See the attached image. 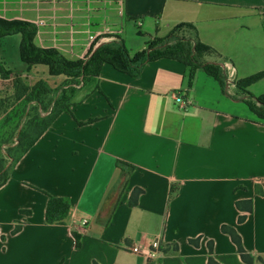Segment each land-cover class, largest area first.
I'll list each match as a JSON object with an SVG mask.
<instances>
[{
  "label": "crops",
  "instance_id": "crops-1",
  "mask_svg": "<svg viewBox=\"0 0 264 264\" xmlns=\"http://www.w3.org/2000/svg\"><path fill=\"white\" fill-rule=\"evenodd\" d=\"M66 3L71 0H0V18L31 23L36 47L83 60L108 39L90 42L75 32L74 16L61 9ZM117 21L130 55L190 24L193 40L211 49L202 61L224 75L227 64L234 85L172 59L146 63L138 78L104 64L81 97L79 89L71 115L56 118L0 187H10L16 214L1 235L22 222L0 257L17 240V264H146L130 249L159 239L167 248L154 264H207L208 242L218 264H244L220 231L226 225L249 255L264 259V118L247 105L264 94L252 93L264 79L241 90L235 85L264 71V0H123ZM19 45L20 35L2 41L0 60L10 75L0 82L15 75L30 86L64 81L50 77L46 66L28 68ZM135 188L143 192L130 207ZM46 194L68 200L63 224H46ZM23 196L33 203L15 201ZM198 237L197 248L188 243Z\"/></svg>",
  "mask_w": 264,
  "mask_h": 264
},
{
  "label": "trees",
  "instance_id": "trees-1",
  "mask_svg": "<svg viewBox=\"0 0 264 264\" xmlns=\"http://www.w3.org/2000/svg\"><path fill=\"white\" fill-rule=\"evenodd\" d=\"M182 27L191 29L194 32V28L190 24L175 26L165 37H155L149 40L144 50L136 52L133 55H130L123 39L118 36L114 41L102 44L91 50L88 57L83 60H68L55 49L36 47L34 45L36 30L31 23L23 20L0 18V46L6 37L20 35L19 57L22 63L28 68L37 65L46 66L50 77L64 78V81L56 89V91H59V95L51 102L49 109L40 105L41 112L44 116L40 117L36 115L27 122L25 129H21L18 132L17 143L15 145L17 155L12 159L11 164L6 169H3L0 161V187L6 183L11 168L52 125L56 118L62 113L71 115L70 107L77 103L76 95L79 91L80 84L84 86L91 79H96L104 64L110 65L118 72L133 78H138L146 63L158 59H172L190 68L191 73L195 69L202 67L206 73L218 80L223 86L225 75L220 67L214 64H206L202 61L203 55L211 52V49L198 41L192 40V42H189L173 35L174 30ZM9 75L10 72L5 69L4 64L0 60V79L7 80ZM261 79H264V71L237 81L236 87L239 90L245 89ZM21 80L18 75H15V78L12 80L14 96L17 100L23 97L26 102H37L41 104L43 102L42 99L52 92L48 83L43 80H38L31 86L23 84ZM96 90L99 91V88L96 87ZM250 98L252 97L250 96ZM247 105L257 116L264 118V94L257 96L254 98L252 104L248 102ZM93 121L89 120L86 123L76 121V124L83 126ZM142 192L139 188L133 189L128 199V205L130 207L136 205V200ZM46 196L47 204L44 217L46 224H63L69 211L68 200L52 197L48 194ZM246 204V212L250 213L251 202L247 201ZM236 208L240 210L242 208L241 203L237 202ZM243 220L244 216L238 217V223H241ZM220 231L229 237L235 246L236 253L244 264H253L255 261L264 264V259L260 257L253 258L244 250L241 239L234 228L222 225ZM18 232L19 228L14 229L12 235ZM72 236L76 240L77 246L78 236L75 233ZM199 241L200 237L195 240H189L188 243L197 248ZM173 250H176V246H174ZM207 250V264H218L213 259L212 242H208ZM146 264L154 263L147 261Z\"/></svg>",
  "mask_w": 264,
  "mask_h": 264
},
{
  "label": "rangeland",
  "instance_id": "rangeland-1",
  "mask_svg": "<svg viewBox=\"0 0 264 264\" xmlns=\"http://www.w3.org/2000/svg\"><path fill=\"white\" fill-rule=\"evenodd\" d=\"M61 9L69 13L71 12V15L74 16L71 18V26L75 32H81L87 38L88 36L96 37L93 42H97L100 38L108 39L102 41L104 43L111 42L121 35L120 25L117 21L119 16L114 8L113 0H71L70 4H64ZM49 20L52 22L53 19L50 18ZM173 35L189 42L193 40V32L191 29L185 27L174 30ZM137 36L139 35L134 29L129 34L130 38L135 39ZM21 81L23 84L29 85L26 79H22ZM60 84H48L52 92L43 98V102L39 104L37 102H26L23 97L17 100L14 96L12 80L0 82V161L3 169H6L11 164L12 159L17 155L15 145L17 143L18 132L21 129H25L27 122L36 115L40 117L44 116L41 112L40 105L49 109L51 102L59 95V91H56V89ZM79 89L81 90L79 97H81L89 90V87L80 84ZM261 92H264V85H259V87L252 89L253 94H259ZM10 193V187L0 189V235L9 229L8 226L16 216L13 206L10 203ZM15 201L33 203L32 198L25 196L16 198ZM21 227L22 222H16L13 224L12 231L17 228L20 230ZM12 231L8 234L1 235L0 254H3L5 251L6 240L10 239V236H13ZM16 245L17 240L14 243L10 242V253L7 256L6 254L4 256L1 255L0 264H17L20 258L19 252L17 256Z\"/></svg>",
  "mask_w": 264,
  "mask_h": 264
},
{
  "label": "built area",
  "instance_id": "built-area-1",
  "mask_svg": "<svg viewBox=\"0 0 264 264\" xmlns=\"http://www.w3.org/2000/svg\"><path fill=\"white\" fill-rule=\"evenodd\" d=\"M114 8L118 16L122 14V3L123 0H113ZM137 26H140V23H137ZM96 37L88 36V40L93 42ZM99 40H104V38H100ZM96 43V42H95ZM221 68L225 72V82L229 86L234 85V74L233 69L229 67L227 64H223ZM176 103L183 104L182 100L179 97H175ZM166 249L165 244L159 240H152L147 246H134L130 249V252L139 256H142L146 259V261L154 262L157 258L162 255L163 251Z\"/></svg>",
  "mask_w": 264,
  "mask_h": 264
}]
</instances>
